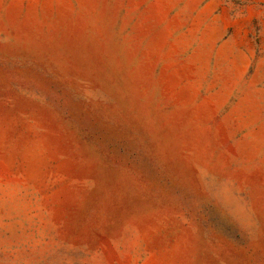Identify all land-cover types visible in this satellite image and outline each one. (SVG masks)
<instances>
[{"label": "rangeland", "instance_id": "obj_1", "mask_svg": "<svg viewBox=\"0 0 264 264\" xmlns=\"http://www.w3.org/2000/svg\"><path fill=\"white\" fill-rule=\"evenodd\" d=\"M0 264H264V0H0Z\"/></svg>", "mask_w": 264, "mask_h": 264}]
</instances>
